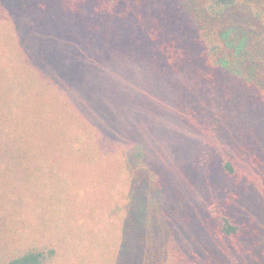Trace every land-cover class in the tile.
<instances>
[{
    "label": "trees",
    "instance_id": "16d2710c",
    "mask_svg": "<svg viewBox=\"0 0 264 264\" xmlns=\"http://www.w3.org/2000/svg\"><path fill=\"white\" fill-rule=\"evenodd\" d=\"M50 49L71 51L83 60L80 64H86L87 72L70 68L60 52L56 55L61 61L51 58ZM142 50L152 55L165 91L167 86L174 90L172 108L180 122L189 125L197 121V113L190 105L195 99L192 93L196 91L197 97L202 89L221 95L226 91L221 115L226 117L225 122L215 123L210 119L212 125L236 133L248 125L251 142L256 143L257 150L248 156L242 153L246 152L245 147L241 151L238 147L236 158L229 153L214 158L215 172L233 180L226 178L223 198L209 199L199 212H185L175 218L173 210L166 209L164 204L158 207L160 215L150 211L144 214L142 198L133 191L122 204L110 205L109 211L114 210L109 213L111 217L119 213L115 224L121 227L111 243L100 235L103 244L116 248L107 263L264 264V163H261L264 162V90L256 87L264 85V0H0V63H4L1 64L4 69H11L0 71V105L5 115H11L6 126L19 129L20 142L16 146L6 135L0 136V264H69L78 250L87 258L97 249L94 233L90 232L89 237L83 235V242L77 233L67 231L69 236L63 243L71 244L73 249L69 250L56 230L39 218L37 208L42 206L41 200H46L54 203L49 209L61 221V214L72 205L69 197L72 195L64 197L55 192L57 184L51 179L64 173L57 169L62 170L63 164L56 155H50L55 144L49 138L47 143L48 133L44 132L48 118L43 124L41 119L45 118L35 114L31 94L40 89L45 95L46 85H55L52 78L42 75L49 70L48 64H60L65 70L58 76L62 83L69 85L70 80V84L77 86L81 75L105 67V55L125 60ZM73 71L74 76L69 77ZM190 84H193L191 90ZM40 112L45 113L42 109ZM191 116L190 120L185 118ZM49 123L47 132L53 129ZM201 125H208V118ZM223 127L218 128L219 132ZM78 135L73 137L70 148L75 156L90 151ZM207 139L203 140L204 146L200 145V154L206 152L209 136ZM242 141L239 137L236 144L239 146ZM33 148H36L33 153L36 166L30 172L25 159ZM137 148L139 155L144 154V145L134 147ZM112 151L107 148L102 153ZM201 159L191 162L199 168L205 167ZM237 163H244L248 169L239 168ZM249 167L256 170L251 180L247 178ZM148 171L151 180H132L133 186L139 188L148 182L152 188L161 190L158 182L163 180L161 174ZM32 175L50 184L52 196L48 190L47 196H36L28 185L19 183L30 180ZM254 178L260 180L256 182ZM233 184L237 191L231 194ZM151 216L156 219L147 230L144 221ZM107 218L109 225L112 222L109 215ZM114 228L117 232L118 228ZM163 238L167 239L166 243ZM139 254L143 256L140 262ZM124 258L127 263L123 262Z\"/></svg>",
    "mask_w": 264,
    "mask_h": 264
},
{
    "label": "rangeland",
    "instance_id": "374dc122",
    "mask_svg": "<svg viewBox=\"0 0 264 264\" xmlns=\"http://www.w3.org/2000/svg\"><path fill=\"white\" fill-rule=\"evenodd\" d=\"M69 39L71 42L72 39ZM56 52L62 53L63 59L57 56ZM49 54L51 58L53 56L60 61L62 59L70 68L87 72L84 66L86 64H80L83 60L71 51L50 49ZM139 54H134L132 58L125 60H116L105 55L107 61L105 67L87 76L81 75V81L77 86L70 84V80L69 85L62 83L58 76L65 73V70L60 68V64L59 66L57 63L48 64L49 70L42 75L52 78L55 85L47 84L46 88L49 89L47 88L45 95L40 89L31 92L32 103L36 105L35 114L45 118L41 119L43 124L48 118L44 132L48 133L47 143L49 138L55 144L54 153L50 155H56L63 164L62 170L57 169L64 173L55 180L51 179L57 184L55 192L63 194L64 197L72 195L69 196L72 205L67 208L65 214H61V221L55 219L49 209L55 206L54 203L46 200H41L42 206L37 208L39 218L43 224L56 230L62 243L68 239L67 231H70L73 234L77 233L84 240L83 242H85L83 235L89 237L92 232L95 234L94 243L98 244L97 249L92 254H88L87 258L83 251L78 250L69 264H110L107 261L116 248H109L111 245L108 243L113 241L112 236L119 235L121 226L115 224L119 213L116 216L112 214L111 217L109 212L114 209L109 211V208L110 205L122 204L124 198H127L132 191L133 194L138 193L141 196L144 214H149L150 211V214L160 215L158 207L164 204L166 209L173 210L172 215L175 218L185 212L196 213L204 202L209 199L219 201L224 195V182H227L224 180L227 177L224 178L219 171L215 172L214 158L220 155L221 158L225 157L224 155L228 153L236 158L238 147L239 151L245 147L246 152L242 153L248 156L257 150L256 143L251 142L253 137L248 132V125L237 133L223 126L218 127H223L219 132V129L212 125L210 119L215 123L225 122L226 117L221 115L225 107V97L228 95L226 91H222L223 95H221L208 88L202 89L200 97H195V90L194 93L191 92L195 98L193 100L195 104L193 102L190 104L191 110L197 113V121L189 125L185 124V121L180 122L172 108L174 90L167 86L168 91H165L163 77L154 64L152 55L146 50L139 51ZM13 61L15 62L14 56ZM1 64L4 63H0V71L11 70L4 69ZM37 65L41 66L38 60ZM72 73L74 74L75 71L71 72L69 77L74 76ZM64 79L67 78L64 76ZM201 85L203 86L202 83ZM192 87L193 84H190L189 89L191 90ZM256 87L261 91L264 90V85ZM170 91L172 92L169 93ZM40 104H44V107L38 108ZM2 109L0 105V136L6 135L9 138L7 140L18 146L19 129L13 130L10 125L6 126L11 115H5ZM41 109L45 113L40 112ZM22 113L25 114V111ZM184 114L187 116L186 111ZM185 118L190 120L192 116ZM207 118L208 125H201V122ZM49 122L53 124V129L49 128L47 132ZM193 127L196 130H193ZM34 132L40 134L36 130ZM74 134H79L78 136L83 138L82 141L90 148L89 153L75 156L70 152ZM207 136L212 144L208 141L205 146L206 152L200 154V145L204 143V139L208 140ZM239 137H242L243 141L238 146L236 140ZM247 137L249 141H246ZM257 137L259 139L260 134ZM233 140H235L234 145ZM140 144L145 148L144 154L141 155H139L140 148L134 149ZM107 148L113 150L112 153H102ZM33 149L25 159V166L30 172L34 171L36 166V158L33 154L36 148ZM131 154L135 156L131 157ZM196 158L198 162L202 158L205 167L199 168L191 162ZM237 164L239 168L248 169L244 163ZM148 170L161 174L163 180H158L157 175L152 172L156 175L155 180L161 183V190H158V187L152 188L148 182L140 185L139 188L133 186L132 180H151V173ZM254 172L256 170L249 167L247 178L251 180ZM30 177V180H19V183L28 185L36 196H47V190L52 196L51 186L46 180H37L36 175ZM227 180L233 179L227 178ZM252 180L257 182L260 179ZM230 188V193L237 191L234 184L230 185ZM108 215L112 222L109 225ZM155 216L144 221L145 229H149V224L156 219ZM115 226L118 228L117 232ZM99 231H103V234ZM100 235H104L107 244H103ZM166 241L167 239L163 238V243ZM175 241L177 244V240ZM63 244L69 250L73 249L69 242ZM176 248H179V243ZM87 252L90 253L88 250ZM142 258V254H139V262ZM123 262L127 263L125 258Z\"/></svg>",
    "mask_w": 264,
    "mask_h": 264
}]
</instances>
